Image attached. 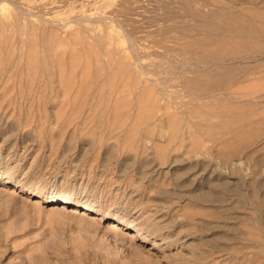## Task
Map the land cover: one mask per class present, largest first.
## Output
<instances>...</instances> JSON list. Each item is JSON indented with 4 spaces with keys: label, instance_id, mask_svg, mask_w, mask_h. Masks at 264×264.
<instances>
[{
    "label": "rangeland",
    "instance_id": "1",
    "mask_svg": "<svg viewBox=\"0 0 264 264\" xmlns=\"http://www.w3.org/2000/svg\"><path fill=\"white\" fill-rule=\"evenodd\" d=\"M260 82L264 0H0V264H264Z\"/></svg>",
    "mask_w": 264,
    "mask_h": 264
},
{
    "label": "bare ground",
    "instance_id": "2",
    "mask_svg": "<svg viewBox=\"0 0 264 264\" xmlns=\"http://www.w3.org/2000/svg\"><path fill=\"white\" fill-rule=\"evenodd\" d=\"M209 1V0H208ZM216 1V0H215ZM243 1V0H242ZM217 3V2H216ZM215 3V4H216ZM219 3H221V2H219ZM225 3V2H224ZM244 3V2H243ZM242 3V4H243ZM209 4V3H208ZM212 4H213V2H212ZM205 5V4H204ZM234 5V4H233ZM205 6H207V5H205ZM227 7V6H226ZM225 7V8H226ZM220 9V8H219ZM214 10V9H213ZM223 10V9H222ZM215 11H216V9H215ZM242 11V10H241ZM219 12V11H218ZM225 13V12H224ZM210 14H213V13H210ZM217 14V13H216ZM219 14V13H218ZM219 15H221V14H219ZM241 15V14H240ZM243 15V14H242ZM251 15V14H250ZM254 16H256L255 14H253ZM206 16V15H205ZM210 16V15H209ZM222 16V15H221ZM207 17V16H206ZM257 17V16H256ZM260 17V16H259ZM213 19V18H212ZM220 19V18H219ZM225 19V18H224ZM253 19V18H252ZM206 20V19H205ZM222 20V19H221ZM234 20V19H233ZM203 21H204V19H203ZM224 21V20H223ZM207 22V21H206ZM205 22V23H206ZM214 22V21H213ZM219 23H220V21H219ZM213 24V23H212ZM216 24V23H215ZM229 24V23H228ZM238 24V23H237ZM247 24V23H246ZM232 25H234V24H232L231 23V26ZM235 25H236V23H235ZM205 26V25H204ZM210 26V25H209ZM217 26H218V24H217ZM223 26V25H222ZM237 26V25H236ZM197 27V26H196ZM206 27V26H205ZM214 27H215V25H214ZM226 27H228V26H226ZM235 27V26H234ZM234 27H232V29L234 28ZM238 27H239V25H238ZM207 28V27H206ZM237 28V27H236ZM240 28V27H239ZM239 28H238V30L237 29H233V31H238L237 33H238V36L240 35V34H244V31L246 30H244L243 31V29H242V27L240 28V29H242V30H239ZM197 29V28H196ZM201 29V28H200ZM199 29V30H200ZM213 29V28H212ZM224 29V28H223ZM232 29H229V30H226L227 32L228 31H231L232 32V34L234 33L233 31H232ZM206 30V29H205ZM211 30V29H210ZM197 31V30H196ZM201 31V30H200ZM218 31V30H217ZM220 31V30H219ZM204 32V31H203ZM206 32H207V30H206ZM211 32H212V30H211ZM224 32V31H223ZM251 32V31H250ZM257 32V31H256ZM205 34H208V33H205ZM211 34V33H210ZM235 34V33H234ZM247 34V33H246ZM251 34V33H250ZM237 35V34H236ZM206 36V35H205ZM210 36V35H209ZM235 36V35H234ZM242 36V35H241ZM211 37V36H210ZM227 37V36H226ZM196 38V37H195ZM199 38V37H198ZM230 38V37H229ZM214 39H216V38H214ZM225 39V38H224ZM223 38H220V39H216L215 41H213V42H215V45L217 46V47H220V46H222V44H223V47H221L220 49H224V47H228L229 49H230V47H229V45L227 44V45H225L226 44V42H228L227 40H224ZM196 40H197V38H196ZM230 40V39H229ZM198 42H199V39H198ZM201 42H202V40H201ZM233 42V41H232ZM211 44H213V46H214V43H211ZM239 44H241V43H239ZM200 45V44H199ZM235 45H236V42H235ZM234 45V46H235ZM199 47H202V45L201 46H199ZM211 47V46H210ZM216 47V48H217ZM240 47V46H239ZM244 47V46H243ZM192 48V47H191ZM194 48H196V47H194ZM215 50H217L215 47H213ZM188 49V48H187ZM208 49H210V48H208ZM219 49V48H218ZM251 49H252V46H251ZM190 50V49H189ZM188 50V51H189ZM236 50V49H235ZM240 50V49H239ZM200 51V50H199ZM211 51V50H210ZM231 51V50H230ZM190 52H191V50H190ZM194 52V51H193ZM205 52V51H204ZM207 52H209V51H207ZM183 53V52H182ZM206 53V52H205ZM214 53V52H213ZM217 53V52H216ZM232 53V52H231ZM236 53V52H235ZM243 53V52H242ZM179 54H181V53H179ZM184 54V53H183ZM197 54V53H196ZM227 54V53H226ZM225 53H222V52H220V53H218V54H215V58L217 59V60H219V59H223L224 57H226L227 58V55H226ZM229 54V53H228ZM249 54V53H248ZM251 54V53H250ZM260 54V53H259ZM207 55V54H206ZM214 55V54H213ZM237 55V54H236ZM240 55V54H239ZM247 55V54H246ZM252 55H253V52H252ZM256 55V54H255ZM204 56V55H203ZM208 56H210V54L208 55ZM201 57H202V53H201ZM233 57V56H232ZM239 57V56H238ZM247 57V56H246ZM202 58H204V57H202ZM207 58V57H206ZM211 58V57H210ZM213 58V57H212ZM211 58V59H212ZM214 58V59H215ZM231 58V57H230ZM251 58V57H250ZM254 58V57H253ZM209 59V58H208ZM252 59V58H251ZM199 60V59H198ZM205 60V59H204ZM216 60V61H217ZM233 60V59H232ZM236 60V59H235ZM245 60V59H244ZM206 61V60H205ZM214 61V60H213ZM224 61V60H223ZM230 61V60H229ZM253 61V60H252ZM197 62V61H196ZM210 62H212V61H210ZM218 62V61H217ZM216 62V63H217ZM220 62V61H219ZM208 63V62H207ZM226 63V62H225ZM248 63V62H247ZM205 64H206V62H205ZM240 64V63H239ZM192 65H194V64H192ZM204 65V64H203ZM209 65V64H208ZM213 65V64H212ZM218 65H220V64H218ZM226 65V64H225ZM248 65V64H247ZM217 66V65H216ZM195 67V66H194ZM201 67H203V66H201ZM247 67V66H246ZM214 68V67H213ZM208 70L210 69V68H207ZM225 69V68H224ZM206 70V69H205ZM200 71V70H199ZM198 71V72H199ZM212 71V70H211ZM192 72V71H191ZM195 72V71H194ZM201 72V71H200ZM260 72H262V71H260ZM225 73V72H224ZM229 73V72H228ZM227 73V74H228ZM220 74H221V72H220ZM220 74H218V75H220ZM227 74H226V76H227ZM211 75V74H210ZM214 75V74H213ZM222 75V74H221ZM232 77V76H231ZM234 77V76H233ZM194 78V77H193ZM210 78V77H209ZM208 78V79H209ZM230 78V77H229ZM186 79V78H185ZM189 79V78H188ZM202 79V78H201ZM207 79V78H206ZM212 79V78H211ZM194 80V79H193ZM198 80V79H197ZM197 80H194V81H197ZM203 80V79H202ZM205 80V79H204ZM203 80V81H204ZM210 80V79H209ZM191 81V80H190ZM219 81V80H218ZM221 81V80H220ZM228 81V80H227ZM261 81V80H260ZM206 82H207V80H206ZM224 82V81H223ZM233 82V81H232ZM202 83V82H201ZM204 83H205V81H204ZM211 83V82H210ZM216 83V82H215ZM218 83V82H217ZM196 84V83H195ZM234 84V83H233ZM193 85V84H192ZM198 85H201V84H198ZM198 85L196 86V87H198ZM206 85V84H205ZM208 85V84H207ZM218 85V84H217ZM221 85V84H220ZM202 86V85H201ZM234 86V85H233ZM192 87V86H191ZM210 87V86H209ZM212 87V86H211ZM213 87H214V85H213ZM219 87V86H218ZM189 88V87H188ZM194 88V87H193ZM201 88V87H200ZM199 88V89H200ZM223 88V87H222ZM231 88H233V87H231ZM191 89V88H190ZM206 89V88H205ZM205 89H203V90H205ZM210 89V88H209ZM214 89V88H213ZM216 89H217V87H216ZM234 89V88H233ZM189 90V89H188ZM207 90V89H206ZM219 91V90H218ZM221 91V90H220ZM219 91V92H220ZM215 92V91H214ZM224 92H226V91H224ZM230 92H231V90H230ZM190 93V92H189ZM193 93V92H192ZM207 93V92H206ZM205 92H204V94H206ZM232 93V92H231ZM230 93V94H231ZM235 93V92H234ZM191 94V93H190ZM200 94V93H199ZM199 94H197V95H199ZM209 94V91H208V93H207V95ZM239 94V93H238ZM240 94H243V93H240ZM234 95V94H233ZM235 95H237V94H235ZM201 96H202V94H201ZM200 96V97H201ZM224 96V95H223ZM208 97H211V96H208ZM207 97V98H208ZM219 97V96H218ZM241 97L243 98L244 96H242L241 95ZM241 97H238V98H241ZM245 100H246V102L248 101L249 103H251L250 105H252L253 104V102H255V101H257V100H262V101H264V83L263 82H260V84H258L257 86L256 85H254L252 88H250L248 91H246L245 92ZM217 98V97H216ZM231 98V97H230ZM241 98V99H242ZM200 99H202V98H200ZM225 99V98H224ZM237 99V98H236ZM244 99V98H243ZM214 101V100H213ZM240 101V100H239ZM245 102V101H244ZM216 105V104H215ZM254 105H256V104H254ZM234 106V105H233ZM235 106L237 107V105L235 104ZM242 106V105H241ZM253 106V105H252ZM214 107V106H213ZM216 108H218V107H216ZM229 109V108H228ZM231 109V108H230ZM234 109H236V108H234ZM253 110V109H252ZM263 110V111H262ZM243 111V110H242ZM202 112H203V110H202ZM207 112V111H206ZM224 112V111H223ZM232 112V111H231ZM234 112V111H233ZM232 112V113H233ZM246 112H247V110H246ZM251 112H253V111H251ZM262 112H264V109H260V110H255L253 113H252V116H258V118H256V119H258L259 121H263V119H264V117L263 118H261L262 117ZM214 113V112H213ZM248 114V113H247ZM250 115V114H249ZM264 115V114H263ZM254 120V121H257V120ZM253 121V120H252ZM200 174V173H199ZM197 176V175H196ZM204 192H206V191H203V193ZM32 193H33V196H37V197H40L41 195H45V196H47V194H50L51 196L53 195V196H57V197H61V198H66V200H68L69 202H71L72 204H74V205H76V206H78V207H80V209L81 210H85L84 212V214H92V213H96V214H98V218H102V214L103 213H101V212H99L98 210H96L94 207H90V206H86V205H84V204H79L77 201H75L73 198H71L70 196H68V195H54V194H52V192L50 193V192H45L42 188H40V187H38L37 188V190H35V191H32ZM200 194H201V192H200ZM202 195V194H201ZM50 203H52V201H50ZM81 205V206H80ZM122 224H123V222L121 221V220H119V219H115V220H109V222L107 223V225H106V228L109 230V231H116V229L117 228H119V227H121L122 226ZM125 236L129 239V240H132V241H134L135 239H138V241H140V242H142V243H144L146 240H148L149 238H147V234H145L144 232H142V231H140L139 229H137V228H134V229H129L126 233H125ZM155 244H154V241H153V243H152V246H154ZM218 247V246H217ZM221 247V246H220ZM224 247V246H223ZM214 248H215V246H214ZM227 248V247H226ZM210 249H211V247H210ZM224 249V248H223ZM225 250V249H224ZM223 251V250H222ZM226 251V250H225ZM209 252V251H208ZM211 253V252H210ZM212 253H213V251H212ZM222 253V252H221ZM219 254V253H218ZM228 254V253H227ZM215 255V254H214ZM221 255V254H220ZM225 257V256H224ZM222 258V257H221ZM226 258V257H225ZM229 258V257H228ZM216 262V261H215ZM219 263V262H218ZM224 264V263H223Z\"/></svg>",
    "mask_w": 264,
    "mask_h": 264
}]
</instances>
